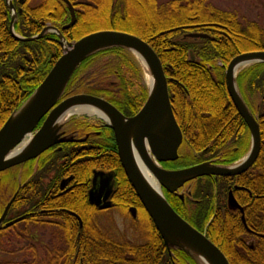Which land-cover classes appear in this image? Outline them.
Returning a JSON list of instances; mask_svg holds the SVG:
<instances>
[{"label":"trees","instance_id":"obj_1","mask_svg":"<svg viewBox=\"0 0 264 264\" xmlns=\"http://www.w3.org/2000/svg\"><path fill=\"white\" fill-rule=\"evenodd\" d=\"M29 1L12 0L17 11L14 31L21 37L39 34L46 23L59 26L69 21L66 6L60 0H41L36 6H31ZM68 1L81 10L76 23L64 32L68 41L103 29L143 39L162 64L172 96L173 114L184 141L198 153L208 150L212 157L218 155V158L223 154L227 158L225 164L236 160L238 155L226 146L244 141L248 130L227 95L223 66L239 54L264 50V30L255 24L242 27L232 12L219 10L207 0H173L157 7L154 0ZM80 1L85 5H79ZM95 21L108 26L88 30V24ZM9 23L10 12L5 0H0V127L30 96L61 54L54 35H44L31 42L18 41L10 35ZM190 33L204 34L208 38L183 39ZM108 51L126 50L114 48L95 53L85 59L74 74L93 57ZM217 60L221 67L215 66ZM111 64H108V72L120 79V84L108 87L110 92L100 87L103 90L97 94L103 98L109 96L114 106L122 111L135 112L144 103L147 90L138 83L136 69L124 57L117 60V64ZM123 66L127 74L122 72ZM75 75L67 88L75 83L80 91L83 81L73 82ZM236 81L240 92L263 94L264 64L250 66L238 74ZM257 115L261 148L251 168L238 176L197 179L192 198L199 202L187 201V206L181 210L171 205L222 251L229 264H264V100ZM57 161L44 159L36 177L47 178L56 170L51 166ZM7 177L0 176V182H6L5 198L16 188L15 180H3ZM235 183L240 188L234 190L233 195L243 207L244 222L241 213L229 210L226 204L227 192ZM3 189L1 187V192ZM121 191L126 194L129 205H135L145 214L126 181ZM27 200L29 192L24 186L12 206L26 204ZM145 220L146 237L140 245L116 242L97 230L93 244L78 249L71 245L76 237L71 230L61 231L49 224L19 223L0 232V264H79L80 260L81 264H171L172 259L154 225L148 216ZM37 226L50 230L46 244L39 233H31ZM173 254L175 264H195L183 252L174 251Z\"/></svg>","mask_w":264,"mask_h":264},{"label":"water","instance_id":"obj_2","mask_svg":"<svg viewBox=\"0 0 264 264\" xmlns=\"http://www.w3.org/2000/svg\"><path fill=\"white\" fill-rule=\"evenodd\" d=\"M62 1L71 16L70 22L64 28H70L75 21L74 9L68 0ZM5 3L11 16L9 32L15 40L31 42L40 39L48 31H53L58 35L63 53L30 96L0 127V173L35 159L51 146L64 141L59 139V131L63 125L59 121L66 111L76 106L92 107L106 117L112 128L124 174L158 232L169 257H173V251H180L198 264H229L222 251L204 233L193 228L172 209L162 189L174 193L185 183L198 178L238 176L246 172L256 161L261 147L259 124L240 94L236 77L242 68L264 64V50L239 54L225 67L224 83L227 94L246 125L251 139L246 155L237 164L222 165L206 161L169 171L163 169L159 163L175 161L178 158L182 133L173 115L162 64L150 45L136 35L116 30H99L68 42L56 29L45 27L39 34L24 38L14 31L17 11L12 0H5ZM187 37L208 36L189 34ZM114 48L127 50L138 60L140 58L150 79L146 100L135 116L126 118L110 103L90 95L78 94L60 101L73 73L85 59L95 53ZM42 119L41 125L37 128ZM28 139L26 147L15 153L22 142ZM134 154L141 159L157 189L150 185L138 169ZM111 176V174L108 176V183H100L96 191L95 189L90 191L91 202L99 203L108 197L111 191ZM103 184H106L107 191L102 198L100 194L103 190L100 188ZM14 197L15 195L3 210L0 229L21 219L2 226ZM227 206L243 213V208L237 203L231 191L228 192ZM99 207L108 208V204ZM241 219L244 222L243 216Z\"/></svg>","mask_w":264,"mask_h":264},{"label":"flooded vegetation","instance_id":"obj_3","mask_svg":"<svg viewBox=\"0 0 264 264\" xmlns=\"http://www.w3.org/2000/svg\"><path fill=\"white\" fill-rule=\"evenodd\" d=\"M60 1L64 3L62 0ZM78 4L85 5V3L82 1H80ZM72 7L74 9L75 16V21L73 23L74 25L76 23L77 16L81 13V10H79L78 6H73V4ZM66 10L69 16V21L67 23L60 24L59 26L46 23L43 28L52 27L59 31L60 34L65 38L64 32L73 26L72 25L70 28H64L70 22L71 18L67 7ZM48 34L54 35L57 39V42L59 43V38L56 32L48 31L45 35ZM187 35H185L183 39H202L189 38ZM100 87L102 86L98 87L97 84L92 82V89L86 92L84 90L79 91L78 87H76L74 84L65 90L63 95L64 97L62 99H66L73 95L85 94L101 98L114 106L109 96L103 98L97 94V92L100 93L99 91L103 90ZM106 91L110 92V89L108 88ZM142 105L135 112H131L128 109H124L122 111L117 107H114L119 112H121L124 117L131 118L137 114ZM78 116L82 117L79 120H67L62 125L59 131V139L64 141L51 146L35 159L28 161L29 168L27 173L30 175L26 177L27 179L25 183L19 181L18 176H16L14 172L10 173L11 175H9L6 179H3H9L10 181L15 180L17 183V187L8 198H5L4 196L6 193V182H0V217L8 202L15 195L2 221V226L12 222L13 220L21 218L19 221L0 229V232L23 222L36 225H55L61 231L68 229L76 234L75 240L71 245L78 249L80 247L91 246V244L94 242V234L97 232V230L104 233L102 225L97 221V216L99 214H108V212L111 210H115L117 214L120 215L128 214L131 216L134 222H137L139 219L144 217V214L141 213L135 205H129L127 203L126 194L121 191L125 181L128 183V185L130 184L119 161L116 139L112 128L107 121L96 117V115L87 116L86 114H80ZM41 123L42 121L40 122V125ZM179 128L182 133V143L178 149V158L171 162H160L159 165L165 170L173 171L187 167L182 164L183 157L179 152L183 143L185 142L181 127ZM229 144L226 146V148L229 147ZM232 151H240L239 145L233 147ZM204 152L207 151L204 150ZM220 155L222 156V159L220 158L221 160L216 161L212 157V153H208L207 156L209 157L199 163L210 161L216 164H225L227 158L223 157V154L221 153ZM53 158L58 159V161L51 166L52 169L56 170H53V172H51L47 178L38 179L36 174L43 164L44 159L50 161V159L52 160ZM110 174L112 175L110 179L111 191L108 197L99 203L91 202L89 197L90 191L94 189L96 191V188H99L100 183H108V176ZM209 178L216 179L214 177ZM194 182H196V180L185 183L174 193H169L165 189H161L163 190L165 198L169 204L172 205L174 209L176 208L181 210L187 206V201L191 202L192 204L199 202V200L192 198V184ZM24 186H26V189L29 192V200H27L28 202H26V204H18L14 206L13 210H11L14 201ZM102 186L103 187L100 189H102L103 192L100 195L103 198L106 194L107 186L106 184H103ZM1 187H4L2 192ZM237 188L240 187L237 183H235L229 188L228 192L231 191L233 194V191ZM3 201L5 202L3 203ZM106 204H108V208L99 207ZM131 209H133V211H131ZM229 210L238 211L232 209ZM242 214L243 213H241V216ZM142 223H145V221ZM79 264H81V260L79 261Z\"/></svg>","mask_w":264,"mask_h":264},{"label":"rangeland","instance_id":"obj_4","mask_svg":"<svg viewBox=\"0 0 264 264\" xmlns=\"http://www.w3.org/2000/svg\"><path fill=\"white\" fill-rule=\"evenodd\" d=\"M169 1H173V0H154V2L156 4L155 7L164 5ZM40 2H41V0H30L29 4L31 6H36ZM207 3H209L210 5H212L213 7L217 8L219 10L232 12L236 17V20L239 22V24H241L242 27H246L249 24H255L257 26V28L264 30V0H207ZM152 4H153V1H152ZM96 18H98V16H96ZM88 25L90 28V29L88 28V30H91L92 28L96 29V28H99L102 26H108V25H105L104 22H101V21L91 22ZM103 30H107V29H103ZM60 49H61V54H62L63 50H62L61 46H60ZM121 57H124L125 61H128L133 65V67L136 69V75H137L138 83L142 87H144L148 92L147 88L149 87V84H148V80H147L145 70H144L142 64L137 60V58L128 51L118 52V53L108 51V52H104L102 54L96 55L95 57H93L90 60V62L88 64L84 65L79 70V72L76 73V75L73 73V75H75V76H74V79L72 81L73 82H74V80H75V82L77 80L83 81V84L80 85L81 90L92 88V82L94 84H97L98 87L102 86V87L108 88V87L112 86L115 88L116 86H118L120 84V79H118L112 73L109 74L108 64L109 63H112L111 65L117 64V60H120ZM215 66L221 67L220 60H217L215 62ZM247 68H249V66L242 68L240 70V72H238V74L245 71ZM122 72L127 74L126 73L127 69L124 68V66L122 67ZM223 73L225 74V66H223ZM73 75L71 78H73ZM101 80H102V82H101ZM223 81H224V78H223ZM73 84H75V83H73ZM224 85H225V83H224ZM93 87H94V85H93ZM67 89L68 88L66 87V90ZM225 89H226V87H225ZM239 91H240V89H239ZM226 92H227V90H226ZM240 93H242L241 95H242L244 102L250 108L251 112L253 113V115H255V117L257 119L258 118L257 110H258L260 104L263 103L264 93L259 94V92H256L253 95L248 93L247 91H242ZM62 98H61V100H63ZM81 117L82 116H78V114H77V115H73V116L69 117V119H67V120H70V119H72L70 121L79 120ZM250 144H251V139H250V135L248 132L244 141L237 144V145H239L240 151L234 152V153L236 155H238V157L236 158L235 161L230 162L229 164L231 165V164L239 163V161L248 152ZM235 146H236L235 144L231 143V144H229V149H232ZM179 152L181 153V155L183 157L182 158V162H183L182 164L184 166H188L190 164L194 165L195 162L197 164L198 162H201V161H203L209 157V156H207L208 152L203 151L202 153H198L197 151H194V149H191L186 142L183 143ZM213 158L216 161H219L222 159L221 157H220L221 159L218 158V155L214 156ZM26 163L27 162H25L21 165H18L16 167L10 168V169L4 171L3 173H0V176L4 178V176L7 177V176L11 175L10 173L14 172L16 174V176H18L19 181L25 183L26 179H27L26 177L29 174V173H27L28 172L27 170L29 168V164L25 165ZM229 164H225V165H229ZM195 185H196V182H194L192 184V192L194 190ZM16 187H17V183H16ZM187 204H188V202H187ZM13 208L14 207L12 206L11 209L13 210ZM145 214H146V212H145ZM145 214H144V217H142V219H139L137 222H134V220L128 214H121L120 215V214H117V212L115 210H111L110 212H108V214L107 213L101 214V215L99 214L97 216V221H98V223H100L102 225L104 234H107L112 240H114L116 242H123V243L126 242V243H129L131 245H140V244L145 242V237H146L145 232H144V230H145L144 227H145V223H146L145 218H147L148 215L146 216ZM144 221H145V223H142ZM44 225H46V224H44ZM101 225H100V227H101ZM36 228L37 229H35V228L32 229L31 233L32 232L33 233H39L38 235H41L42 241L46 244L48 242V240L50 239V230H44L45 229L44 227L39 228V226H37ZM14 259H16L15 256H14ZM173 262H174V260H173ZM194 262H195V264H198L196 261H194Z\"/></svg>","mask_w":264,"mask_h":264},{"label":"bare ground","instance_id":"obj_5","mask_svg":"<svg viewBox=\"0 0 264 264\" xmlns=\"http://www.w3.org/2000/svg\"><path fill=\"white\" fill-rule=\"evenodd\" d=\"M62 53H63V51H62ZM138 61L142 64V66H144V64L142 63L143 61H141L140 58H139ZM144 70H145V73H146V76H147V80H148V84H149L150 83V79H149L148 73H147V71H146L145 68H144ZM230 102H231V100H230ZM231 104H232V102H231ZM77 114L78 115H80V114H86L87 116L96 115V117H99V118H101V119H103L105 121L107 120L106 117L100 111H97L96 109H94L92 107H88V106H76V107H73V108L69 109L68 111H66L65 114L60 119L59 123L60 124L61 123L63 124L65 121H67V119H69V117H71L73 115H77ZM28 142H29V139L28 140H24L22 142V144L19 146V148H17L15 150V153L21 152L26 147V145L28 144ZM134 160H135V163H136L138 169L142 173V175L148 180V182L150 183V185L153 188L157 189V186H156L155 182L153 181L152 177L148 173V171H147L146 167L144 166V164L142 163L141 159L136 154H134Z\"/></svg>","mask_w":264,"mask_h":264}]
</instances>
